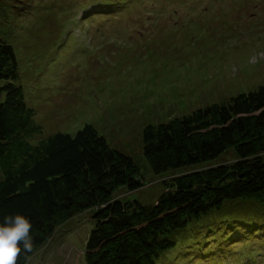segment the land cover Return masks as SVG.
<instances>
[{
    "label": "rangeland",
    "instance_id": "1",
    "mask_svg": "<svg viewBox=\"0 0 264 264\" xmlns=\"http://www.w3.org/2000/svg\"><path fill=\"white\" fill-rule=\"evenodd\" d=\"M0 37L13 45L17 83L35 110L39 141L86 123L132 155L142 188L114 197L155 202L175 175L231 162L217 158L155 172L146 125L264 85V0H0ZM6 92L0 89V102ZM94 208L64 220L28 264H86ZM155 264H264V201L226 199L170 233Z\"/></svg>",
    "mask_w": 264,
    "mask_h": 264
},
{
    "label": "trees",
    "instance_id": "2",
    "mask_svg": "<svg viewBox=\"0 0 264 264\" xmlns=\"http://www.w3.org/2000/svg\"><path fill=\"white\" fill-rule=\"evenodd\" d=\"M18 78L15 49L0 37V89L6 92L0 102V221L18 212L31 218V253L64 220L94 208L86 264H155L175 245L170 233L192 218L226 199L264 201V85L146 125L143 150L155 172L201 164L231 147L238 157L175 175L155 202L145 203L114 197L120 186L135 191L146 182L135 158L110 145L93 124L33 143L42 125ZM18 264H25L24 256Z\"/></svg>",
    "mask_w": 264,
    "mask_h": 264
},
{
    "label": "clouds",
    "instance_id": "3",
    "mask_svg": "<svg viewBox=\"0 0 264 264\" xmlns=\"http://www.w3.org/2000/svg\"><path fill=\"white\" fill-rule=\"evenodd\" d=\"M34 247L31 218L23 213L8 214L0 221V264H28Z\"/></svg>",
    "mask_w": 264,
    "mask_h": 264
}]
</instances>
